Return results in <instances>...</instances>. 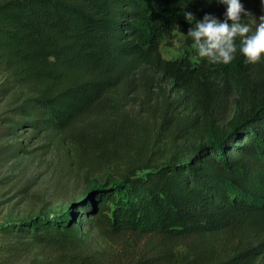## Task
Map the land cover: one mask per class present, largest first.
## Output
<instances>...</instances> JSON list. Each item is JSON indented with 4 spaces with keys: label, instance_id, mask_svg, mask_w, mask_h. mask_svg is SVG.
<instances>
[{
    "label": "trees",
    "instance_id": "obj_1",
    "mask_svg": "<svg viewBox=\"0 0 264 264\" xmlns=\"http://www.w3.org/2000/svg\"><path fill=\"white\" fill-rule=\"evenodd\" d=\"M211 1L0 0V95L16 93L0 134H61L77 153L102 157L89 163L98 171L112 163L104 143H86L76 124L155 90L161 123L170 115L202 139L158 162L127 163L116 183L90 185L66 212L0 223V264L34 247L19 264H264V56L248 63L239 37L228 64L198 56L184 12L202 20ZM176 31L192 53L166 59L160 46ZM228 99L232 114L219 126ZM91 230L139 241L96 248Z\"/></svg>",
    "mask_w": 264,
    "mask_h": 264
},
{
    "label": "rangeland",
    "instance_id": "obj_2",
    "mask_svg": "<svg viewBox=\"0 0 264 264\" xmlns=\"http://www.w3.org/2000/svg\"><path fill=\"white\" fill-rule=\"evenodd\" d=\"M240 2L250 13H242L241 22L254 30L256 21L264 15L261 3L254 0ZM226 8L218 0L211 1V14L221 21L225 19ZM160 52L166 59H175L186 52L192 53V49L187 47L180 31H176L171 40L161 44ZM167 93L165 89L164 94ZM141 96L111 100L76 124L79 137L86 143L95 142L97 148L104 143L102 148L112 163L108 166L105 163L104 168L103 165L95 166L98 171L92 170L89 163L100 162L103 158H92L86 151L77 153L61 139V134L44 137L19 128L11 135L0 134V223L66 212L90 185L106 180L116 183L118 173L127 163L136 168L150 161H160V155L183 143L189 149L202 143L198 134L184 132L187 126L178 130L173 119H169L170 115L161 123L164 109L161 94L154 90L148 97ZM15 99V92L0 95V123H6L4 117L13 118L11 109L15 106ZM231 114L228 99L224 110L219 113V126L224 125ZM183 135L187 136L184 141ZM109 140L114 143L107 144ZM88 239L96 248L113 251H120L124 244L139 241L127 233L113 239L98 238L94 230L88 234ZM38 251L39 248L34 247L13 264L27 261Z\"/></svg>",
    "mask_w": 264,
    "mask_h": 264
},
{
    "label": "clouds",
    "instance_id": "obj_3",
    "mask_svg": "<svg viewBox=\"0 0 264 264\" xmlns=\"http://www.w3.org/2000/svg\"><path fill=\"white\" fill-rule=\"evenodd\" d=\"M227 6L223 21L215 16L205 14L202 20L186 11L184 18L193 26L186 36L191 37L193 48L200 58H206L210 63L228 64L235 59L237 45L235 40L240 38L239 52L248 63H257L264 56V15L256 21L254 30L241 22V14L246 12L240 0H218ZM264 10V0H260ZM231 21V23H229Z\"/></svg>",
    "mask_w": 264,
    "mask_h": 264
}]
</instances>
